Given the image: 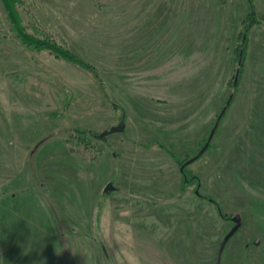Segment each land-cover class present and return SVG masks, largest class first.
<instances>
[{"label":"rangeland","instance_id":"374dc122","mask_svg":"<svg viewBox=\"0 0 264 264\" xmlns=\"http://www.w3.org/2000/svg\"><path fill=\"white\" fill-rule=\"evenodd\" d=\"M18 10L97 74L26 49L0 0V264H215L233 229L222 264H264V25L222 107L243 0Z\"/></svg>","mask_w":264,"mask_h":264},{"label":"trees","instance_id":"16d2710c","mask_svg":"<svg viewBox=\"0 0 264 264\" xmlns=\"http://www.w3.org/2000/svg\"><path fill=\"white\" fill-rule=\"evenodd\" d=\"M6 17L9 22V31L13 33L14 38L19 40L20 43L28 49L30 52L38 53L41 50H47L53 54L56 59H63L69 63L75 64L80 68H83L93 74H97L95 68L81 60L77 55L67 49L64 45L57 43L55 40L47 37H38V29L34 28L33 31H29L30 26L23 23L22 16L19 13L18 8L23 5V0H1ZM245 13L241 20L239 32L235 40V47L233 50L234 68L231 79L229 80V94L224 100L222 107H228L238 91L240 80L243 76L246 59L249 52L250 32L256 26L264 25L257 15V8L254 0H244ZM37 34V35H36ZM115 110L119 109L118 105H112ZM121 110V109H120ZM123 111V109H122ZM124 114V113H122ZM78 134H90L92 132L78 128L75 130ZM101 133H92L96 138L102 139ZM40 144L37 145V147ZM147 146V145H146ZM182 188V186H181ZM184 188V187H183ZM217 205V204H216ZM218 208V205H217ZM219 216L226 220L227 214L222 213L218 209ZM226 244V243H225ZM226 247V245H225ZM222 242L219 246L215 264H222V255L225 249Z\"/></svg>","mask_w":264,"mask_h":264},{"label":"water","instance_id":"95a60500","mask_svg":"<svg viewBox=\"0 0 264 264\" xmlns=\"http://www.w3.org/2000/svg\"><path fill=\"white\" fill-rule=\"evenodd\" d=\"M124 127H125V122L123 120H121L118 123V125L112 126V127L108 128V129H106L100 135H101V137H103V136H106V135L111 134V133L121 132V131H123ZM238 220H239V217H234L233 218L234 222H237ZM234 231L235 230L233 229L232 231H230L226 235V237L224 238V240L222 242V245H224L228 241V239L233 235ZM257 241H258V239H255V242H257Z\"/></svg>","mask_w":264,"mask_h":264},{"label":"crops","instance_id":"0c3cea01","mask_svg":"<svg viewBox=\"0 0 264 264\" xmlns=\"http://www.w3.org/2000/svg\"><path fill=\"white\" fill-rule=\"evenodd\" d=\"M243 3H244V12H243V16H244V13H245V2H244V0H243Z\"/></svg>","mask_w":264,"mask_h":264}]
</instances>
